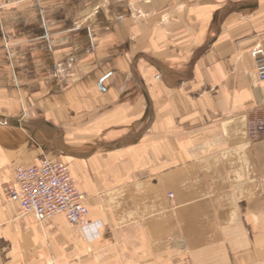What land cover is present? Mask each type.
<instances>
[{
  "label": "crops",
  "instance_id": "0c3cea01",
  "mask_svg": "<svg viewBox=\"0 0 264 264\" xmlns=\"http://www.w3.org/2000/svg\"><path fill=\"white\" fill-rule=\"evenodd\" d=\"M84 1L0 0V264H264V0ZM42 158L85 229L6 201Z\"/></svg>",
  "mask_w": 264,
  "mask_h": 264
},
{
  "label": "built area",
  "instance_id": "2783aa9c",
  "mask_svg": "<svg viewBox=\"0 0 264 264\" xmlns=\"http://www.w3.org/2000/svg\"><path fill=\"white\" fill-rule=\"evenodd\" d=\"M257 78L264 79V48L250 50ZM2 193L7 202H16L23 213H32L38 222L62 214L69 223L85 229L88 206L86 194L78 191L67 164L42 158L37 164L14 166ZM45 264H57L49 260Z\"/></svg>",
  "mask_w": 264,
  "mask_h": 264
},
{
  "label": "rangeland",
  "instance_id": "374dc122",
  "mask_svg": "<svg viewBox=\"0 0 264 264\" xmlns=\"http://www.w3.org/2000/svg\"><path fill=\"white\" fill-rule=\"evenodd\" d=\"M129 2L130 1L128 0H90V1L86 0L84 1L85 4L91 3V5H93V11L91 14H94L95 16L93 15V17L91 18V24L97 21L96 20V17H97L101 19L100 20L101 22L103 20L106 21V24L108 27H111L110 25L120 23L121 20L126 16L134 17V18L138 16V14L136 16V13L134 10L130 9ZM89 22H90V19H86V21H84V16H82L81 23H83V25L88 26ZM68 64H69L68 62H64L63 64H61V66L63 67L62 69H65V67ZM61 66H59V68H61Z\"/></svg>",
  "mask_w": 264,
  "mask_h": 264
},
{
  "label": "clouds",
  "instance_id": "9594fccd",
  "mask_svg": "<svg viewBox=\"0 0 264 264\" xmlns=\"http://www.w3.org/2000/svg\"><path fill=\"white\" fill-rule=\"evenodd\" d=\"M85 234L87 235V230H86Z\"/></svg>",
  "mask_w": 264,
  "mask_h": 264
}]
</instances>
